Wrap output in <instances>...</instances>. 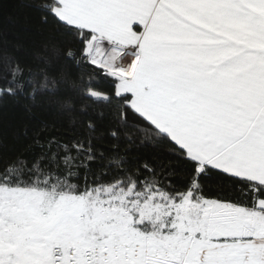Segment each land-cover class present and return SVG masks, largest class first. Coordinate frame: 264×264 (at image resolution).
Returning <instances> with one entry per match:
<instances>
[{"label": "snow or ice", "instance_id": "1", "mask_svg": "<svg viewBox=\"0 0 264 264\" xmlns=\"http://www.w3.org/2000/svg\"><path fill=\"white\" fill-rule=\"evenodd\" d=\"M6 44L0 264H264V0H0Z\"/></svg>", "mask_w": 264, "mask_h": 264}, {"label": "trees", "instance_id": "2", "mask_svg": "<svg viewBox=\"0 0 264 264\" xmlns=\"http://www.w3.org/2000/svg\"><path fill=\"white\" fill-rule=\"evenodd\" d=\"M55 27H59V26H54V28ZM11 31H13V32H15V29L14 28H12V29H10ZM61 31H63V29H61ZM53 34H54V32H53ZM45 39H48V37L46 36L45 37ZM64 39H66L67 41H69V42H71L72 41V37H67V38H64ZM50 43H52L51 41H50ZM28 50H31L30 49V46H29V49ZM34 51H36V53L38 54V55H41V56H44V55H46V53H44L42 50H39V49H36V50H34ZM0 56H3L4 58H5V67H7V58L8 57H16V52L15 51H13L7 44L5 45V48H4V50L2 51V52H0ZM66 67H67V65H65ZM31 69H27L26 68V71H30ZM5 103L7 104V103H10L9 101H5Z\"/></svg>", "mask_w": 264, "mask_h": 264}]
</instances>
